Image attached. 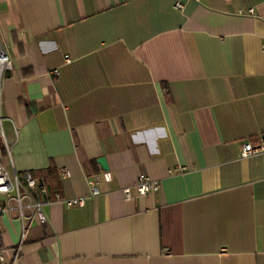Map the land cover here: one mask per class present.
<instances>
[{
	"label": "crops",
	"instance_id": "1",
	"mask_svg": "<svg viewBox=\"0 0 264 264\" xmlns=\"http://www.w3.org/2000/svg\"><path fill=\"white\" fill-rule=\"evenodd\" d=\"M0 45V162L49 201L15 264H264V0H0Z\"/></svg>",
	"mask_w": 264,
	"mask_h": 264
},
{
	"label": "built area",
	"instance_id": "2",
	"mask_svg": "<svg viewBox=\"0 0 264 264\" xmlns=\"http://www.w3.org/2000/svg\"><path fill=\"white\" fill-rule=\"evenodd\" d=\"M176 9H181L180 2L175 4ZM248 14L251 15L252 11L249 10ZM65 63H69V59L65 58ZM12 61L9 58L5 49L0 45V77L4 72L12 70ZM53 74L57 75L55 70ZM1 122V118H0ZM264 153V134L261 135L259 142L255 145L246 142L241 146L240 157L247 159L251 156L260 155ZM179 172H183L180 169ZM59 174L62 178H68L69 172L66 169H60ZM161 189V182L159 180L151 179L145 175H140L136 183L132 187H126L121 192L125 199L129 200L133 196L145 197L151 193L158 192ZM90 196H97L99 189L96 183H89ZM48 189L45 181L41 176L34 177L30 173H25L22 176L18 175L15 171L10 173L6 167L0 162V221L3 216L10 217L13 213L16 214V219L21 223V237L20 243L13 251L12 259L9 264H15L19 253L20 247L23 244L27 229L24 224L26 218L24 211L29 212V219L36 221L40 225L47 223L44 214V206L49 204L47 199ZM56 202L63 204L65 207H82L84 205L83 198L65 199L61 200L58 195L55 197ZM5 257L3 251H0V264H5Z\"/></svg>",
	"mask_w": 264,
	"mask_h": 264
},
{
	"label": "water",
	"instance_id": "3",
	"mask_svg": "<svg viewBox=\"0 0 264 264\" xmlns=\"http://www.w3.org/2000/svg\"><path fill=\"white\" fill-rule=\"evenodd\" d=\"M97 162L100 165L101 169L106 172L107 171V166H106L105 160L104 159H99Z\"/></svg>",
	"mask_w": 264,
	"mask_h": 264
}]
</instances>
